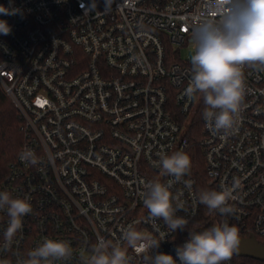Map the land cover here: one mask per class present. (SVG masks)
Returning a JSON list of instances; mask_svg holds the SVG:
<instances>
[{
	"label": "built area",
	"instance_id": "1",
	"mask_svg": "<svg viewBox=\"0 0 264 264\" xmlns=\"http://www.w3.org/2000/svg\"><path fill=\"white\" fill-rule=\"evenodd\" d=\"M10 0H0L9 5ZM2 15L0 82L23 121L24 143L0 191L28 197L32 212L4 250L8 216L0 211V262L15 264L46 238L67 241L72 256L55 264H85L98 236L116 241L122 229L165 239L175 256L187 232L147 221L141 192L153 180L172 183L188 228L206 230L225 219L238 236L264 242V71L243 68L245 94L238 131L223 138L203 119L200 146L212 190L235 185V214L212 211L201 227L198 182L155 167L161 154H190L187 123L203 103L191 98L193 26L218 18L216 0H11ZM31 150L35 165L20 159ZM259 241V240H258ZM131 264H145L129 249ZM223 264H234L230 257Z\"/></svg>",
	"mask_w": 264,
	"mask_h": 264
},
{
	"label": "clouds",
	"instance_id": "2",
	"mask_svg": "<svg viewBox=\"0 0 264 264\" xmlns=\"http://www.w3.org/2000/svg\"><path fill=\"white\" fill-rule=\"evenodd\" d=\"M218 18L203 16L192 30V53L190 64L192 76L186 95L203 100V119L208 127L223 138L238 131L237 125L243 111L245 66L264 71V8L260 0H216ZM11 0L8 6L0 4V14L17 15ZM12 31L7 20L0 19V34ZM20 159L35 165L38 158L31 150L20 154ZM154 166L161 168L174 181L181 180L191 171L190 156L182 151L161 154ZM141 192L147 221L156 231L157 221L173 233L187 232V239L175 248V256L160 251L163 235H154L136 230L132 225L122 229V236L111 241L98 236L90 246L85 264H131L129 249L142 255L145 264H223L233 254L239 243L238 228L225 219L203 230L188 228L189 220L177 213L184 210V203L173 196L172 183L153 180L144 185ZM235 185L222 187L220 191L202 190L198 202L209 211H217L227 217L235 214L229 203L236 199ZM0 211H5L9 220L4 232V250H9L17 232L22 229V218L32 212L28 197H13L8 191H0ZM72 247L60 239L46 238L26 253H14L15 264H55L72 256ZM0 264H12L2 261Z\"/></svg>",
	"mask_w": 264,
	"mask_h": 264
},
{
	"label": "trees",
	"instance_id": "3",
	"mask_svg": "<svg viewBox=\"0 0 264 264\" xmlns=\"http://www.w3.org/2000/svg\"><path fill=\"white\" fill-rule=\"evenodd\" d=\"M203 103L193 119L187 125V137L191 144L190 159L191 173L196 177L199 192L202 190H212L208 184L205 173L203 149L200 140L203 133ZM25 134L23 131V121L17 108L7 95L0 82V186L5 180L10 164L15 161L24 143ZM212 211L202 205V213L198 223L202 227H210L209 219L213 217ZM260 243L264 242L258 239ZM234 264H264V262L251 258L231 256Z\"/></svg>",
	"mask_w": 264,
	"mask_h": 264
},
{
	"label": "water",
	"instance_id": "4",
	"mask_svg": "<svg viewBox=\"0 0 264 264\" xmlns=\"http://www.w3.org/2000/svg\"><path fill=\"white\" fill-rule=\"evenodd\" d=\"M232 255L264 262V244L260 243L254 236L239 237L238 246Z\"/></svg>",
	"mask_w": 264,
	"mask_h": 264
},
{
	"label": "snow or ice",
	"instance_id": "5",
	"mask_svg": "<svg viewBox=\"0 0 264 264\" xmlns=\"http://www.w3.org/2000/svg\"><path fill=\"white\" fill-rule=\"evenodd\" d=\"M260 7L264 8V0H260Z\"/></svg>",
	"mask_w": 264,
	"mask_h": 264
}]
</instances>
